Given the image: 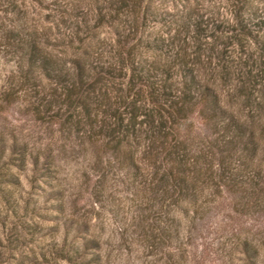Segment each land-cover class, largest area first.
<instances>
[{"label":"rangeland","instance_id":"1","mask_svg":"<svg viewBox=\"0 0 264 264\" xmlns=\"http://www.w3.org/2000/svg\"><path fill=\"white\" fill-rule=\"evenodd\" d=\"M8 1L0 0V264H264L262 146L231 152V178L214 171L216 183L204 182L194 203L157 183L148 164L142 181L135 139L111 148L99 127L103 102L122 111L117 95L127 91L128 72L105 78L87 97V116L11 44L10 29L35 24L38 42L66 65L74 58L105 63L114 58L113 26H97L83 44L78 20L87 0H68L78 3L65 5L76 16L53 17L50 7L66 0H14L15 8ZM249 1L244 15L254 27L264 0ZM151 4L158 13L145 21L143 35L163 38L162 46L141 44L136 54L149 75L171 63L172 49L187 64L199 58L197 71L209 77L220 104L256 132L264 121V28H251L253 38L240 45L213 37V24L231 19L227 0ZM244 64L256 75L250 81ZM215 129L196 115L180 125L194 151ZM220 157L227 158L215 151L195 156L199 167L189 177L207 178L206 165L217 170Z\"/></svg>","mask_w":264,"mask_h":264},{"label":"trees","instance_id":"2","mask_svg":"<svg viewBox=\"0 0 264 264\" xmlns=\"http://www.w3.org/2000/svg\"><path fill=\"white\" fill-rule=\"evenodd\" d=\"M87 1L91 6L79 14L78 21L83 25L81 29L84 34L78 40L88 44L96 37L97 26H113L112 60L93 63L74 58L71 59V64L66 65L56 53L41 45V41L38 42L40 30H37L35 24L14 26L10 29L14 35L11 44L20 50V55H24L30 64L37 66L46 77L60 86L63 99L68 104L78 100L87 116L90 108L87 97L100 88L105 78L128 72L127 91L117 95L122 111H118L117 105L114 106L110 101L103 102L101 112L106 118L102 117L99 127L106 136L104 143L111 142V148L135 139L140 151L141 162L137 163V166L142 169V181L146 180L149 169L145 168V164H148L157 183L170 184L176 194L185 195L194 203L204 186L210 185V182L216 183V180L212 179L214 171L218 179L226 175L227 179L231 178L232 172L228 168L231 152L248 153L255 151L258 145H261L264 151V121L258 124L255 132L256 127L252 122H242L233 111L222 106L214 87L208 81L209 77L204 73L200 75L197 71L195 64L201 62L199 58L187 64L186 60L172 49L171 63L161 62L151 71V76L148 68L140 63L136 57L138 46L146 44L161 49L163 42V38H148L143 35L145 21L155 19L158 13L157 8H153L151 4L153 0ZM227 2L231 19L214 23L216 34H213V37H225L229 42L241 45L253 38L251 28L254 32L264 28V17L258 18L253 23L254 27H250V21L244 15L250 1ZM8 3L13 8L18 5L14 0H9ZM66 4L72 9L76 8L78 3L68 0L66 3L56 2L50 7L53 9L52 17L61 14L76 16V12L65 10ZM42 34L47 39L46 32L43 31ZM82 53L84 56L89 54L85 49ZM243 66L241 72L245 79L250 81L255 78L256 75L251 69L246 64ZM262 84L264 85V80ZM93 102L98 104L96 98ZM191 115H196L204 125L216 126L215 134L202 141L203 144L198 145L195 151L188 141L187 134L180 130L181 123L184 124ZM207 151H215L228 159L220 157L217 170L207 164V178H190L189 172L198 170L199 167L194 160L195 156ZM242 244L247 248L245 239Z\"/></svg>","mask_w":264,"mask_h":264}]
</instances>
